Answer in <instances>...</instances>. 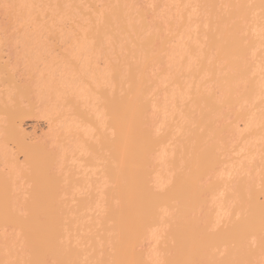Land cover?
<instances>
[{"label":"rangeland","instance_id":"obj_1","mask_svg":"<svg viewBox=\"0 0 264 264\" xmlns=\"http://www.w3.org/2000/svg\"><path fill=\"white\" fill-rule=\"evenodd\" d=\"M230 10L227 0H0V44L12 46L20 41L26 43L30 52L21 64L25 66L10 71L15 77L10 78L12 81L0 72V183L8 181L10 187L5 192L0 184L1 264H34L35 261L25 228L6 220L10 209L20 216L17 218L26 220L35 204L32 203L35 200L33 167L29 161L24 162L25 155L9 131L11 114L15 117L21 110L26 116L15 117L12 124L21 125L29 146L37 147L44 163L50 162L54 154L57 162L60 158L53 165L55 171L51 170L55 180H59L58 190L54 188V193L50 188L57 207L50 210L53 208L57 213L58 225L56 220L54 223L46 219L47 227L44 226L47 230L44 244L50 251L48 264H115L127 257L148 255L151 240L135 244L137 235L143 231L155 233L152 247L155 256L151 264H181L187 260L188 264H246L245 256L241 262L232 260L235 257L232 227L233 221L242 216L236 210L241 209V204H237L242 191L240 185L251 183L248 191L264 190V133L260 130L263 124L258 123L259 132L253 128L255 133H246L244 122H240L242 135L237 142L233 140L235 130L231 129L238 114L253 117L264 114V20L259 12H254L242 23L243 34L248 36L243 35L246 42L249 37L253 42L250 79L258 83L259 90L251 102L235 104L227 84L235 78L237 92L242 96L247 90L246 79L237 76L234 71L237 68L212 44V36L218 34L220 17L228 16ZM118 11L122 12L120 17ZM80 46L87 48L80 50ZM17 48L21 50V46ZM65 73L74 80L80 78H77L80 84L76 85L81 90L75 85L80 94L72 91L71 84L63 79ZM37 74L49 81L44 83L45 93L50 89L45 94L51 109L47 119L32 116L34 102L27 91H30V78ZM137 82L139 88L143 87L148 108L134 99L139 90ZM115 97L114 104L132 101V106L118 104V110L131 106L130 111L128 107L123 109L131 117L126 111L125 116L118 110L112 114ZM115 114L127 117L121 122L116 120L115 124L114 120L118 119ZM146 115L152 117L153 140L151 143L143 140L133 147L126 140L136 139L137 131L141 132L138 137L144 136L140 125L143 121L135 120L144 117L147 120ZM128 116L133 124L140 125V130H134L137 126L129 124ZM123 131L128 132L125 139ZM42 135L48 137L46 142L39 140ZM162 153L165 181L159 187L153 175L157 170L161 172L158 156ZM138 171L150 177L141 174L135 177H146L151 182L145 179L148 183L143 184V178L137 179L134 183L138 187L133 185L137 190L143 186L139 189L141 193L136 187L130 192L132 175H138ZM121 179L127 182L122 183L127 186L126 198L123 194L118 196ZM145 184L151 186L144 190H150L148 194L143 191ZM135 192L142 198L146 196L143 204ZM49 194L46 196H52ZM44 198L46 203L53 199ZM130 200L135 205L131 208L133 216L128 214L131 210L124 211L130 209ZM8 203L11 208L7 207ZM111 205H117L116 211L122 209L129 218L127 215L118 218V213V217H111ZM54 243L63 255L52 254Z\"/></svg>","mask_w":264,"mask_h":264},{"label":"bare ground","instance_id":"obj_2","mask_svg":"<svg viewBox=\"0 0 264 264\" xmlns=\"http://www.w3.org/2000/svg\"><path fill=\"white\" fill-rule=\"evenodd\" d=\"M228 2H230V5H231V10H230V12H229V14H228V16H221L220 18V23H219V27H218V34H216V35H213L212 36V44H213V46L216 48V49H218L220 52H221V54H223V56H226L227 58H229V60H227V61H229L230 63H231V65L234 67V69H236V70H234L236 73H237V76H243V77H245V79H246V83H247V86H246V94H244V95H242V96H239V93L237 92L238 91V88H239V86H238V83L235 81V78L232 80V81H228L229 83L227 84V85H229L228 87H229V90L231 91V93H232V98H231V101L232 102H234L235 104H237L238 102H242V103H245V102H251L252 101V99H253V96L258 92V90H259V88H258V83L255 81V80H253V79H250V73H251V66H250V51H251V48H252V44H253V42L252 41H249V40H251L250 39V37L248 38V42H246L247 41V38H245V36H243V35H246V34H243V32L245 33V29H244V27H243V25H242V23H243V21H245V20H247L254 12H259V14H260V16L262 17V19L264 20V0H227ZM117 15H118V17H120V15L122 14V12L121 11H118L117 13H116ZM237 19H240V20H238L237 22H235ZM242 20V21H241ZM229 25H230V27H229ZM225 26H227V27H225ZM246 37H248L247 35H246ZM2 39H0V41H1ZM18 42H20V41H18ZM17 42V43H18ZM15 43V44H13L12 46H9V45H2V44H0V72H1V74H6V75H8V77H9V80H11L12 81V79H10V78H15V77H13L14 75H11V72L10 71H15L16 70V68L18 69L19 67H21L22 65V63H25V59L24 58H26L27 57V55L30 53L29 51H27L28 49H26V48H29L27 45H26V43H24V44H22V42L21 43ZM38 44V43H37ZM2 45V46H1ZM21 46V50L19 49V48H17V46ZM79 45V44H78ZM39 46V44L37 45V47ZM40 46H41V44H40ZM75 47V46H74ZM40 47H38V49H39ZM82 48H84V47H81L80 46V50L82 49ZM86 48H87V46H86ZM86 48H84V49H86ZM17 49L18 50H20L19 52L17 51ZM73 49H75V48H73ZM84 49H82V50H84ZM30 50V49H29ZM42 50V49H41ZM32 51H34V49L32 50ZM38 52H39V50H37ZM76 51V50H75ZM43 52V51H42ZM85 52H86V50H85ZM76 53V52H75ZM87 53V52H86ZM83 54H85L84 52H83ZM87 55V54H86ZM85 55V56H86ZM78 56V55H77ZM37 57V56H36ZM71 58V57H70ZM225 58V57H224ZM77 60H78V58H77ZM76 60V61H77ZM89 60V59H88ZM77 63V62H76ZM81 63V62H80ZM20 64V65H19ZM89 64H91V63H89ZM26 65V64H25ZM24 64H23V66H25ZM79 65V64H78ZM22 66V67H23ZM83 66V65H82ZM84 66H85V64H84ZM87 66V65H86ZM91 66V65H90ZM89 66V67H90ZM21 67V68H22ZM88 67H86V69H87ZM20 70V69H19ZM22 70V69H21ZM23 71V70H22ZM58 71V70H57ZM57 71H55L56 73H58ZM90 71V70H89ZM88 71V72H89ZM17 72V71H16ZM21 71H19V72H17V73H20ZM24 72V71H23ZM60 72V71H59ZM14 73V72H13ZM70 73V72H69ZM0 74V75H1ZM21 74V73H20ZM20 74H18V75H20ZM27 74V73H26ZM54 74V73H53ZM82 74V73H81ZM80 74V72H79V76L81 75ZM18 75H15L16 77L18 76ZM25 75V74H24ZM23 75V76H24ZM64 75V74H63ZM68 75V76H67ZM22 76V75H21ZM21 76H20V79H21ZM22 76V77H23ZM33 76V75H32ZM42 76H44V75H42ZM41 75H35V76H33L32 78H30V80L32 81L31 83H30V91H27V93H29L30 94V98L31 99H33L32 101L34 102V103H32L33 104V107H32V109L34 110V111H32L33 113H32V116H34V117H38V118H48L51 114H50V111L49 110H51V109H48V106H47V97L45 96V94L47 95L48 94V91L50 90L49 89V87H47V89H49L48 91H46L47 93H45V90H46V84H44V83H46V81L47 82H49L48 80H47V78L46 79H44L45 77H43V79L41 78L42 77ZM52 76H54V75H52ZM61 77H64V76H62V74L60 75ZM76 76H78L77 74H76ZM60 77V79H61V81L63 80V79H65L66 81H67V83L68 84H71V90L72 91H74L75 92V90L77 91L76 93L77 94H80V92H79V90H81V86L80 87H78V85H76L77 83H79V81L77 82V80L78 79H80V78H76L75 80L73 79V77L71 78V76H69V74H66L65 73V77L62 79ZM18 78V77H17ZM25 77H23L22 79H24ZM232 78V77H231ZM22 79H21V81H22ZM13 80H15V82H16V80L17 79H13ZM46 80V81H45ZM18 81V80H17ZM53 81V80H52ZM20 82V81H19ZM12 83V82H11ZM53 83H54V81H53ZM138 83V82H137ZM136 83V84H137ZM80 84V83H79ZM139 84V83H138ZM22 85V84H21ZM59 85V84H58ZM64 85V84H63ZM78 87V89L76 88V86ZM20 86V85H19ZM47 86H49V85H47ZM138 87L137 88H139L140 87V84L139 85H137ZM21 87V86H20ZM54 87H56L55 85H54ZM66 87V86H65ZM57 88V87H56ZM55 88V89H56ZM84 88V87H83ZM66 89H67V87H66ZM69 89V88H68ZM143 89V87L141 86V88H139V90H136V94H135V96L136 97H134V99L135 98H137V104H139V105H141L143 108H145V107H147L148 108V104L146 103V100H145V97H144V90H142ZM57 90V89H56ZM70 90V89H69ZM70 90V91H71ZM82 90H84V89H82ZM58 91V90H57ZM86 91V90H85ZM52 92V91H51ZM54 92V91H53ZM79 92V93H78ZM58 93V92H57ZM85 93V92H84ZM83 93V94H84ZM111 98V97H110ZM116 98V97H115ZM114 98V100L115 101H113V108H115V109H113L112 111H113V113L112 114H114V110L115 111H117L118 110V104H123L124 106H126V104H128V103H126V104H124L125 102H118V104H114V102H117L116 100H117V98L115 99ZM30 99V100H31ZM109 100H113V97H112V99H109ZM143 100L145 101L144 103H143ZM32 101H30V102H32ZM107 101H108V99H107ZM109 102V101H108ZM132 102V101H131ZM130 102V103H131ZM128 104V105H131L132 106V104L133 103H131V104ZM109 104V103H108ZM112 104H109V107H111V105ZM122 104L121 105H119V107L121 106L122 107ZM145 104H147V105H145ZM234 104V105H235ZM117 107H116V106ZM32 106V105H31ZM115 106V107H114ZM131 106H129L130 108H131ZM128 107V106H127ZM127 107H125V108H122L121 110H118V112L119 111H122V112H124V111H126V110H128V109H126ZM128 107V108H129ZM50 108H52V107H50ZM117 108V109H116ZM130 108H129V110L128 111H130ZM142 108V109H143ZM123 109H126V110H124L123 111ZM110 110H111V108H110ZM111 111V112H112ZM128 111H126L127 112V115H130V117H131V114H129L130 112H128ZM3 112V111H2ZM6 112V111H5ZM144 112V111H143ZM116 114H118V115H122V114H119V113H117V112H115ZM121 113V112H120ZM142 113V112H141ZM23 114H25V113H23V111L21 110L20 112L18 111V112H16L15 113V117H17V118H19V116H23ZM115 114V115H116ZM146 114V113H145ZM145 114H139L140 116H145ZM114 115V116H115ZM118 115H116V117H118ZM123 115L125 116L126 114H125V112L123 113ZM122 115V116H123ZM25 116H26V114H25ZM14 116H12V114H11V121L12 122H14V118H15ZM24 117V116H23ZM127 117V116H126ZM126 117H124V118H126ZM129 116H128V118H130ZM259 117V118H258ZM261 117H263V118H261ZM115 118V117H114ZM123 117H118V119L116 118L115 120H114V123H115V121L117 120L118 122H121L120 120H122L123 121V119H124ZM146 118H148L147 120L145 119V117L143 118L144 120H140L139 118V120L137 119V120H135V122L137 121L138 123H139V121H143L140 125L142 126V128L140 127V125H136L137 123H135L134 122V124L137 126V127H135L134 128V130L136 131V130H140L139 129V127L142 129V130H144V136H142L141 138L140 137H138L137 135H139L141 132L139 131H137V132H135V134L136 133H138L137 135H136V137H134V138H136V139H134V140H132V139H130L129 138V140H128V138L126 137L128 134V132L126 133L125 131H127V130H125V131H123V132H125L124 134H123V138H124V135H125V137L127 138V142H129V144L131 143V145L134 147H136L137 145V143L138 142H141L142 143V141L143 140H145L146 142H147V140H149V142L151 143V140H153V139H151V138H153V137H151L152 135H151V116H147L146 115ZM235 118L237 119V120H234V122H235V124L233 125V128H232V125H231V130H235V131H233V132H235L236 134L234 135L235 137H233V136H231V138L233 137V138H235V139H233V140H235V142H237L236 140L238 139V137L240 136L241 137V133H242V130L241 131H239V128H240V126H239V124H240V122H244V126L243 127H245V130H246V133L248 132V131H253V133H255V131H256V127H257V125H259L260 124V126H261V124H263L264 125V114L262 113V115L260 116H257V117H253V116H249V115H243V114H238V115H236L235 116ZM234 118V119H235ZM255 118L258 120L259 119V122L258 121H256L255 120ZM27 119V118H26ZM263 120V122L261 121V120ZM127 120V119H126ZM130 120V121H129ZM129 120H127L128 122H129V124H133V121H131L132 120V118H130ZM15 121H17L16 119H15ZM117 121H116V123H117ZM127 121H124V122H127ZM12 122L10 123L11 125H9V131H10V135L12 136V138H13V140H15L16 142H18L19 143V145H20V147L19 148H21V151L23 152V154L25 155L24 157L26 158V159H24V162H25V160H27L26 161V164H27V162L28 163H30V165L33 167V172H34V175H32V176H34V177H30L31 179H32V183H33V189H34V191H35V193H34V198L33 199H35V200H33L32 201V203H35V204H33L32 205V208H31V211H30V213H29V216H28V218H26V220L25 219H22V218H17V217H20V216H17V214L16 213H14V211H12L13 209H10L9 211H8V209H7V207L9 206V208H11V202H9L8 204H7V207H6V211H8V213H7V216H6V220L10 223H13V224H18V225H20L21 226V228L22 229H24V231L27 233V242H28V246H29V248H31V250L33 251V254H34V257H35V261H34V264H48V256H49V250L47 249V247L45 246V244H44V242H45V240H46V237L44 236L45 234H44V231H47V230H44L46 227H47V224H46V219L47 220H49V219H52V221L55 223V220L57 219V217H56V215H57V213L56 212H54V209L52 208L51 210H50V208L51 207H55V205L54 204H56V200H54V194L51 192V190H54V193H56L55 191H56V189H57V186H56V184H59V180L58 181H56L55 180V175H53V173L51 172V170L54 172L55 171V169H56V167H55V169H54V167H53V165L54 166H56L57 164H58V162H59V160H60V158L58 159V162L56 161L57 160V158H55L54 156H55V154H54V158L52 157V159L50 160V162H47V163H44L45 161H42V159L43 158H41L40 159V157H41V153H40V151H38V149H37V147L36 148H34V147H31V145L29 146V144L27 143V141H28V139H27V134H26V132L22 129V127H21V125H19V124H12ZM123 122V123H124ZM115 123V124H116ZM259 123V124H258ZM128 124V126L130 127V129H132V127L130 126ZM131 124V125H132ZM133 124V126H135ZM118 125V124H117ZM262 125V126H263ZM116 126V125H115ZM120 125H118V127H119ZM125 128H127L126 126H125V124L123 125ZM262 126H261V132H263L264 133V131L262 130ZM116 128V127H115ZM122 128V127H121ZM144 128V129H143ZM255 129V131H254V129ZM120 129V127L118 128V130ZM243 129V128H242ZM253 129V130H252ZM133 130V129H132ZM244 130V129H243ZM259 130V128L257 129V131ZM259 130V131H260ZM225 131V130H224ZM227 131V130H226ZM256 131V132H257ZM258 131V132H259ZM119 132V131H118ZM122 132V133H123ZM231 132V131H230ZM121 133V132H120ZM120 133H118L119 135H120ZM132 134L134 133L133 131L131 132ZM143 133V132H142ZM225 133V132H224ZM244 133H245V131H244ZM249 133V132H248ZM252 133V132H251ZM252 133V134H253ZM226 134H227V132H226ZM229 134V133H228ZM241 134V135H240ZM35 135V134H34ZM44 135V134H43ZM42 135V136H43ZM130 135V134H129ZM142 135V134H141ZM230 135H231V133H230ZM254 135V134H253ZM252 135V136H253ZM256 135H258L257 133H256ZM135 136V135H134ZM227 136V135H226ZM229 136V135H228ZM227 136V137H228ZM37 137V136H36ZM40 137V136H39ZM52 137V134H50V138ZM121 137H122V134H121ZM129 137V136H128ZM138 137V138H137ZM43 138V139H42ZM41 139L39 138V140L41 141V142H46L48 139V137H42ZM123 138H120L121 140L123 139ZM230 138V137H229ZM230 138V139H231ZM245 138V137H244ZM125 139V138H124ZM228 139V138H227ZM257 139V138H256ZM38 140V141H39ZM117 140V139H116ZM232 140V141H233ZM259 140V139H258ZM105 141V140H104ZM103 141V142H104ZM120 142V141H119ZM122 142H123V140H122ZM144 142V141H143ZM145 142V143H146ZM234 142V141H233ZM257 142V141H256ZM33 143H35V142H33ZM132 143H134L135 145H133ZM140 143V144H141ZM38 144V143H37ZM116 144V143H115ZM139 144V143H138ZM149 144V143H148ZM248 144H249V142H248ZM106 145V144H105ZM120 145V144H119ZM146 145V144H145ZM145 145H144V147H145ZM39 146H40V144H39ZM38 146V147H39ZM116 146V145H115ZM141 146V145H140ZM143 146V145H142ZM148 146V145H147ZM151 146V145H150ZM121 147V146H120ZM125 148L127 147V146H124ZM143 147V148H144ZM41 148V147H40ZM123 147H121V149H122ZM128 148V147H127ZM131 148V149H130ZM130 148H128V149H130V150H132V147H130ZM140 148V147H139ZM142 148V147H141ZM149 147H146V148H144V149H148ZM34 149H35V151H34ZM37 149V150H36ZM120 149V148H119ZM124 149V148H123ZM128 149H127V151H128ZM136 149V148H135ZM134 149V150H135ZM245 149V148H244ZM141 150V149H140ZM140 150H138V152L140 151ZM149 150V149H148ZM38 151V152H37ZM43 151V150H42ZM41 151V152H42ZM137 151V150H136ZM142 151H143V149H142ZM145 152H146V150H144ZM131 152V151H130ZM135 152V151H134ZM141 152V151H140ZM149 152V151H148ZM40 153V154H39ZM46 153V152H45ZM126 153V152H125ZM131 153H133V152H131ZM43 154V153H42ZM49 154V153H48ZM52 154V153H51ZM139 154V153H138ZM45 155H47V153L45 154ZM131 155V154H130ZM137 154H135V156H136ZM132 156H134V155H132ZM146 156V155H145ZM45 157H47V156H45ZM49 158H50V156H49ZM48 158V159H49ZM134 158V157H133ZM48 159H46V160H48ZM148 159V158H147ZM44 160V159H43ZM146 160V159H145ZM149 160V159H148ZM148 160H146V161H148ZM131 161H132V159H131ZM146 161H145V164H146ZM158 161L160 162V168H161V172H160V170H157L155 173H154V175H153V181L155 182V184L157 185V186H159V187H162V185L164 184V181H165V178L163 177V175H162V171H163V168H164V165H163V161H164V154L162 153L161 155H159L158 156ZM51 162H55L54 164L53 163H51ZM150 162V161H149ZM148 162V163H149ZM143 163H144V161H143ZM48 164V165H47ZM151 164V163H150ZM30 165H27V166H29L30 167ZM52 165V167H50ZM131 165H132V163H131ZM138 165V164H137ZM136 165V166H137ZM24 166H26V165H24ZM142 166V165H141ZM140 166V167H141ZM147 166V165H146ZM22 167H23V165H22ZM135 166L133 165V168H134ZM144 167H145V165H144ZM148 168L147 169H149V167L150 166H147ZM31 168V167H30ZM139 168V167H138ZM143 168V167H142ZM141 168V169H142ZM32 169V168H31ZM137 169V168H136ZM144 170H146V168H143ZM114 170V169H113ZM132 170V172H133V170H135V169H131ZM131 170H129V173H132V172H130ZM115 171V170H114ZM137 171V170H136ZM142 171V170H141ZM147 171V170H146ZM149 171V170H148ZM140 171H138V173H139ZM129 173H128V175H129ZM134 173V172H133ZM132 173V174H133ZM137 172H135L134 174H136ZM142 173H144V174H142ZM33 174V173H32ZM140 174H141V176H145L146 174H145V172L143 171V172H141V173H139L138 175H132V177H134V178H136L135 180H134V178H133V182H132V184H130L131 182V180L129 181V179H128V181H129V183H128V188H129V184L130 185H132L133 186V188H129V190H130V192L131 191H133V190H135L136 189V191H139V189H140V187L142 188L143 186H139V188H138V190H137V187H138V185H137V179H141V178H143V177H141V178H137V177H135V176H140ZM147 174H149V173H147ZM126 176H127V172H126V174H125ZM121 176V175H120ZM120 176H119V178H120ZM131 176V175H130ZM129 176V177H130ZM147 176V175H146ZM148 177H150V175H148L147 176V178ZM122 178H123V176H122ZM146 177L145 178H143L142 179V181H143V184H144V182H146V183H148L147 182V180L149 181L150 179H147ZM145 179H147L146 181H145ZM248 178H245V179H243V180H247ZM248 180H251V179H248ZM264 180V179H263ZM122 181V179L121 180H119L118 181V189H120V190H118L117 192L119 193V195L118 196H121L122 197V194H123V196L126 198V196H128L127 194L128 193H126L127 191V189H125V187H127L126 185H123L124 183H127V182H123L124 181V178H123V181ZM134 181H136L135 183H134ZM138 181H140V180H138ZM142 181H140V182H142ZM8 182V181H7ZM3 183L2 181H1V183H2V187L5 189V192H6V190L8 189V188H10L9 186H8V183ZM56 182H58V183H56ZM150 182H151V180H150ZM239 182H241L242 183V181L240 180ZM244 182H246V181H244ZM0 183V184H1ZM123 183V184H122ZM139 183V182H138ZM246 183H248V182H246ZM116 184H117V180H116ZM133 184H136V186H134ZM251 184V183H250ZM249 183L248 184H245L244 183V185L242 184V185H240V186H242L241 188H240V190H242L241 191V193H239V194H241V197H240V195L238 196V191H240V190H238L237 191V196H238V198L240 199V200H238V198H237V201L239 202H237V204H241V209L239 210L238 208L236 209V210H238L239 212L237 213V214H239L240 213V215H242L240 218H236L233 222H235L234 223V226L232 227L233 228V231H232V234H233V236H234V242L233 243H235V248H234V250H232V251H234V253H233V256H235V257H233V256H231V257H233V259L232 260H235L234 262H236L237 263V261L239 260L240 262L241 261H243V260H240V259H242V256H245L244 257V260L246 261V264H264V190L263 189H261V191L259 192L258 190L259 189H257V191H255V190H249L248 191V185L249 186H251ZM144 186H146V188H144L143 189V191L144 190H146V189H148L147 187L149 186V184H148V186L145 184ZM6 187V188H5ZM46 187V188H45ZM48 187H49V189H48ZM53 188V189H51L50 190V188ZM136 187V188H135ZM150 187L151 186H149V189H150ZM239 187V186H238ZM255 187V186H254ZM54 188H56V189H54ZM135 188V189H134ZM250 188V187H249ZM132 189V190H131ZM239 189V188H238ZM58 190V189H57ZM142 191V192H143ZM150 191V190H149ZM148 190H147V192L146 191H144V193L146 192L147 194H148V192H149ZM262 191H263V193H262ZM45 194H44V193ZM50 192L51 194H49V195H52V196H50V197H48V195L46 196V194H48V193ZM134 192V191H133ZM117 193V194H118ZM124 193H126V194H124ZM139 193H141L140 191H139ZM139 193H137V192H135V195L137 194L138 195V197H140V195H139ZM261 193H262V195H261ZM7 194H9L8 192H7ZM43 194V195H42ZM130 194V193H129ZM132 194V193H131ZM134 194V193H133ZM10 195V194H9ZM126 195V196H125ZM134 195V197H136ZM149 195L151 196V193H149ZM262 196V198H263V200L261 201V199H260V197L259 196ZM44 196H45V198H44ZM55 196H56V194H55ZM117 196V197H118ZM132 196V195H131ZM145 196V194L143 195V197ZM150 196H148L147 195V197L149 198ZM53 197V199H50V198H52ZM133 197V198H134ZM146 197V196H145ZM145 197L144 198H142V197H140V198H142V199H138L137 198V200H141L142 201V204H143V201L145 202L146 201V199H145ZM43 198L44 199H46V198H49L50 200H48L47 201V203H46V201H44L43 200ZM56 198V197H55ZM243 198V199H242ZM7 199H8V196H7ZM11 199V198H10ZM123 199V198H122ZM122 199H120V200H122ZM135 199V198H134ZM133 199V200H134ZM145 199V200H144ZM9 200V199H8ZM52 200V201H51ZM124 200V199H123ZM151 200V199H150ZM35 201V202H34ZM128 203H129V199L128 200H126ZM43 202H45V203H43ZM51 203V205L49 206V204ZM130 202H132L131 200H130ZM137 202V201H136ZM133 203L134 202H132L131 204V206H129V208L130 209H128V208H124L125 210V212H127L126 210H128V212L131 210V208L132 207H134L133 206ZM140 204V202H137V204ZM136 204V203H135ZM142 204H140V205H142ZM31 205V204H30ZM125 205V204H124ZM130 205V204H129ZM116 206V207H115ZM113 207H115V208H113ZM112 207V205H111V209H109L110 211H111V213H110V215H111V217H113V216H117V213H118V215H119V217L118 218H121L120 217V215L122 216V217H124V216H126L127 215V213H126V215H125V212L123 213L121 210H120V208H119V210L122 212V214L120 213L119 214V212H117L118 210L116 209L117 208V205H114ZM125 207H126V205H125ZM55 208H57V207H55ZM30 209V208H29ZM49 209V210H48ZM117 210V211H116ZM51 211V212H50ZM136 211V210H135ZM132 212H133V214H132ZM129 215H134V211L133 210H131V213H128ZM113 215V216H112ZM136 215V214H135ZM128 216V215H127ZM47 217V218H46ZM51 217V218H50ZM239 217V216H238ZM115 218V217H114ZM128 218H129V216H128ZM21 219V220H20ZM124 218H122V220H123ZM132 219V218H131ZM126 220H127V218H126ZM129 220V219H128ZM6 221V222H7ZM50 221V220H49ZM125 221V220H124ZM131 221V220H130ZM58 221L56 220V223H55V225L57 226L58 224ZM15 224V225H16ZM46 225V227H44ZM126 228H128V227H126ZM143 230H145V229H143ZM127 231V233L129 232L130 233V231H129V229L128 230H126ZM126 231H123V232H126ZM45 233H47V232H45ZM126 233V234H127ZM137 233H139V232H137ZM141 234H138L137 235V237H136V242H135V244H140L141 243V241H146L147 239H149V240H151V253L150 254H148V255H141V254H139L138 255V253H137V255H138V257L136 258V259H134V258H131V257H127V259L125 258V260H118V261H116L117 263H115V264H151V262L153 261V258H154V256H155V251H154V249L152 248L153 247V244H154V241H155V233H154V231H151V233H149V234H146L145 233V231H143V232H140ZM128 235H130V234H128ZM126 240V239H125ZM127 241H130V240H127ZM135 240L133 239V242H134ZM143 241V242H144ZM133 242H129L130 244H133V245H135ZM59 245V244H58ZM60 246V245H59ZM232 248V249H233ZM61 248L59 249V247L57 246V244L56 243H54V245H53V249H52V254L53 255H56V256H59L60 254H62L63 255V251H62V253H60L61 251ZM61 255V256H62ZM60 256V257H61ZM129 258V259H128ZM130 259H134L133 261L132 260H130ZM180 260H184V259H180ZM172 261V260H171ZM175 261V260H174ZM184 261H186V260H184ZM188 261V260H187ZM184 262V263H187L188 264V262ZM233 262V261H232ZM231 262V263H232ZM172 263V262H171ZM170 262L168 263V264H171ZM174 263H176V262H174ZM173 263V264H174ZM183 263V262H182ZM181 263V264H182ZM183 263V264H184ZM0 264H1V262H0ZM179 264V263H178ZM233 264V263H232ZM238 264V263H237Z\"/></svg>","mask_w":264,"mask_h":264}]
</instances>
